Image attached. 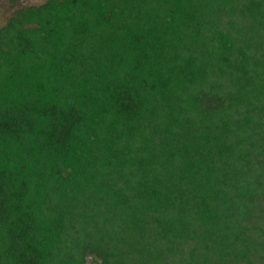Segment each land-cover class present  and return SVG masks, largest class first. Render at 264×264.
I'll list each match as a JSON object with an SVG mask.
<instances>
[{
	"label": "trees",
	"instance_id": "obj_1",
	"mask_svg": "<svg viewBox=\"0 0 264 264\" xmlns=\"http://www.w3.org/2000/svg\"><path fill=\"white\" fill-rule=\"evenodd\" d=\"M0 264H264V0L15 11Z\"/></svg>",
	"mask_w": 264,
	"mask_h": 264
},
{
	"label": "rangeland",
	"instance_id": "obj_2",
	"mask_svg": "<svg viewBox=\"0 0 264 264\" xmlns=\"http://www.w3.org/2000/svg\"><path fill=\"white\" fill-rule=\"evenodd\" d=\"M46 0H0V28L20 8L39 5Z\"/></svg>",
	"mask_w": 264,
	"mask_h": 264
}]
</instances>
